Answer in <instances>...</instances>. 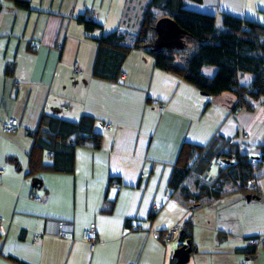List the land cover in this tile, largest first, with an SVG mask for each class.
Masks as SVG:
<instances>
[{"label":"crops","instance_id":"0c3cea01","mask_svg":"<svg viewBox=\"0 0 264 264\" xmlns=\"http://www.w3.org/2000/svg\"><path fill=\"white\" fill-rule=\"evenodd\" d=\"M19 1L28 8L0 0V127L9 119L18 123L12 133L0 129V264H174L178 240L166 245L153 233L180 230L188 219L193 231L186 264H264V245L252 255L240 252L247 239L264 238V165L254 182L258 199L247 201L225 184L220 198L189 209L169 187L183 144H213V150L228 143L258 156L264 100L251 102L249 110L238 105L235 89L204 96L156 68L143 49L129 52L116 82L94 78L92 39L117 31L131 42L150 0ZM186 8L213 15L217 28L222 14L264 25V0L186 1ZM79 16L101 29L85 31ZM179 31L164 42L189 47ZM155 41L162 46L158 35ZM215 71L202 69L208 78ZM251 80L244 74L238 85ZM63 104L71 110L60 111ZM84 116L94 119L99 148L76 147L72 172L53 171L51 155L31 134L43 117L76 123ZM217 172L211 164L201 181L212 183ZM47 221L68 224L71 232L65 238L46 234ZM87 229L96 232L93 251L80 240Z\"/></svg>","mask_w":264,"mask_h":264},{"label":"trees","instance_id":"16d2710c","mask_svg":"<svg viewBox=\"0 0 264 264\" xmlns=\"http://www.w3.org/2000/svg\"><path fill=\"white\" fill-rule=\"evenodd\" d=\"M186 1L202 2L150 0L131 42L117 31L93 38L96 56L92 76L116 82L122 75V65L129 52L143 49L152 56L156 68L179 76L204 96H218L235 89L238 105L250 110L251 102L264 100V25L222 14L221 28H217L213 15L187 9ZM15 4L21 9L28 8L23 1L15 0ZM161 18L171 19L186 36L190 45L188 53L174 47H150L157 37L155 27ZM77 21L87 32L101 29L98 23L85 16H79ZM204 67L216 68L211 78L202 73ZM244 74L252 75V80L248 86L239 87L238 81ZM31 136L36 147L51 155V169L61 173L72 172L76 147L98 149L100 145V136L94 133V119L87 116L76 123L43 117ZM212 147L213 144L208 148L183 144L169 180L172 196L189 209L220 198L227 193L223 191L225 184L232 185L244 196L258 197L259 194L248 185L256 181L257 172L264 165V146L259 148L258 156L242 153L239 147L228 143L213 150ZM214 160H220L222 165L216 179L212 183L202 182L200 175L214 164ZM154 216L152 212L149 220ZM192 231L193 225L188 219L180 226L178 246L187 241L191 244ZM258 239H247V246L240 252L252 255L255 247L250 245V241Z\"/></svg>","mask_w":264,"mask_h":264},{"label":"built area","instance_id":"2783aa9c","mask_svg":"<svg viewBox=\"0 0 264 264\" xmlns=\"http://www.w3.org/2000/svg\"><path fill=\"white\" fill-rule=\"evenodd\" d=\"M32 47L36 49L37 44H32ZM75 71L77 72L76 69ZM154 107L158 111H162L164 109V105L157 103V102H154ZM70 110H71V106H69L68 104H63L60 106V111L62 112L70 111ZM0 129L5 134L12 133L18 130V123L14 119H9L6 122L2 123ZM215 165L218 168L222 166L220 162L215 163ZM3 174H4V169L0 167V177ZM117 185H118L117 181L112 182V186L116 187ZM248 187L249 189L254 190L255 184L250 183ZM34 200L39 201V198L34 197ZM70 232H71V226L63 222L47 221L45 223V233L46 234L51 233L60 238H65ZM178 235H179L178 228H173L164 233H156V232L153 233L154 238L159 239L163 244H166V245L176 242L178 240ZM80 240L88 244L90 251H93L97 243L96 232L93 229L83 230L80 236ZM250 245L254 246L255 248L259 245H264V238H259L258 240H251Z\"/></svg>","mask_w":264,"mask_h":264},{"label":"water","instance_id":"95a60500","mask_svg":"<svg viewBox=\"0 0 264 264\" xmlns=\"http://www.w3.org/2000/svg\"><path fill=\"white\" fill-rule=\"evenodd\" d=\"M156 33L161 40L164 42V39L167 37H176L178 33V28L173 23V21L169 18L161 19L156 23L155 27ZM180 32V31H179ZM246 200L249 201L251 198L258 199L257 197L247 195ZM192 253V248L190 242L178 246L172 255V259L174 260V264H186L189 261L190 254Z\"/></svg>","mask_w":264,"mask_h":264},{"label":"rangeland","instance_id":"374dc122","mask_svg":"<svg viewBox=\"0 0 264 264\" xmlns=\"http://www.w3.org/2000/svg\"><path fill=\"white\" fill-rule=\"evenodd\" d=\"M157 16H160V14L157 13ZM178 38H176L175 40H177ZM160 43H161L162 46H160L159 43L156 42V41H153V43H151V45L150 44L149 45H150L151 48H154V49H158V48H162V47H169V46L173 45L174 48H178V49L184 51L183 53H188L190 51V50H188L189 47H187L186 44L185 45L182 44V43L172 44V41H168L166 43L165 42H160ZM149 45H147V46H149ZM213 163H214L213 165H215V162H213Z\"/></svg>","mask_w":264,"mask_h":264}]
</instances>
